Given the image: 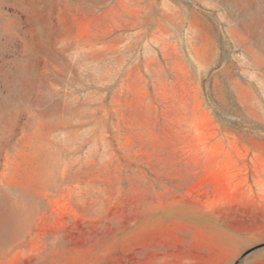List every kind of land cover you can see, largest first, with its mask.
<instances>
[{
	"label": "rangeland",
	"instance_id": "374dc122",
	"mask_svg": "<svg viewBox=\"0 0 264 264\" xmlns=\"http://www.w3.org/2000/svg\"><path fill=\"white\" fill-rule=\"evenodd\" d=\"M263 243L264 0H0V264Z\"/></svg>",
	"mask_w": 264,
	"mask_h": 264
},
{
	"label": "trees",
	"instance_id": "16d2710c",
	"mask_svg": "<svg viewBox=\"0 0 264 264\" xmlns=\"http://www.w3.org/2000/svg\"><path fill=\"white\" fill-rule=\"evenodd\" d=\"M262 245H264V243L252 248L251 250H253V249H255V248L259 247V246H262Z\"/></svg>",
	"mask_w": 264,
	"mask_h": 264
},
{
	"label": "water",
	"instance_id": "95a60500",
	"mask_svg": "<svg viewBox=\"0 0 264 264\" xmlns=\"http://www.w3.org/2000/svg\"><path fill=\"white\" fill-rule=\"evenodd\" d=\"M256 246H258V245H256ZM256 246H254V247H256ZM254 247H252V248H254ZM252 248H251V249H252ZM251 249H250V250H251ZM250 250H248V251H246V252H249Z\"/></svg>",
	"mask_w": 264,
	"mask_h": 264
}]
</instances>
